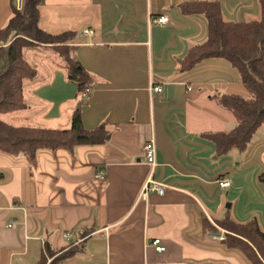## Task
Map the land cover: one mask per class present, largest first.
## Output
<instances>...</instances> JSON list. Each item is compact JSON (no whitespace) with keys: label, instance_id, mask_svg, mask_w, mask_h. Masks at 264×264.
<instances>
[{"label":"crops","instance_id":"crops-1","mask_svg":"<svg viewBox=\"0 0 264 264\" xmlns=\"http://www.w3.org/2000/svg\"><path fill=\"white\" fill-rule=\"evenodd\" d=\"M191 1L218 2L225 21L260 18L259 0H45L40 6L41 29L79 39L74 56L93 80L81 107L84 127L106 124L112 135L101 145L41 150L33 160L0 152V264H37L45 246L65 252L78 238L81 251L63 264H244L242 255L202 232V221L255 217L264 228L257 180L264 136L254 139L262 126L245 152L221 157L201 136L235 126L215 95L246 97L247 91L224 58L181 69L187 51L207 39L206 18L179 10ZM13 6L14 0H0V29ZM159 17L166 23L157 25ZM51 54L26 53L38 76L25 86L27 108L13 118L66 129L78 91ZM153 86L162 92L152 93ZM150 139L154 180L166 188L141 199L150 173L142 146ZM222 178L229 188L218 187ZM155 239L163 253L154 250Z\"/></svg>","mask_w":264,"mask_h":264},{"label":"trees","instance_id":"trees-1","mask_svg":"<svg viewBox=\"0 0 264 264\" xmlns=\"http://www.w3.org/2000/svg\"><path fill=\"white\" fill-rule=\"evenodd\" d=\"M12 1V0H11ZM45 0H24L21 11L12 7V16L0 29V116L22 112L27 108L24 89L37 79V70L26 58V52L52 53L67 68L68 80L78 91V97L66 129L15 126L0 118V152L15 155L28 154L33 160L41 150L59 148L73 150L77 146H95L107 143L111 131L106 124L92 130L83 125L81 107L86 104L92 78L74 56L77 34L71 31L52 34L38 25L39 8ZM260 18L236 23L225 21L218 2L191 1L179 5L183 16L203 15L207 20V39L190 48L181 60L182 70H191L199 62L224 58L236 69L240 83L248 96L215 95V104L226 110L235 120L227 132L201 134L215 145L216 155L225 156L230 150L245 152L257 129L264 125V0H259ZM264 183V172L258 176ZM226 233L219 243L227 250L238 252L249 264H264V231L257 219L239 223L228 216L211 224L202 221V232ZM85 237V236H83ZM83 244L63 251L45 246L37 264H63L81 251ZM48 259L51 261L48 263Z\"/></svg>","mask_w":264,"mask_h":264},{"label":"built area","instance_id":"built-area-1","mask_svg":"<svg viewBox=\"0 0 264 264\" xmlns=\"http://www.w3.org/2000/svg\"><path fill=\"white\" fill-rule=\"evenodd\" d=\"M23 2L24 0H14V7L16 10L21 11L23 8ZM157 25H163L166 23V19L164 17H159L157 19H155L154 21ZM91 34L90 31H84V35H88ZM150 91L152 93H157L160 94L162 92L161 87H151ZM89 92V89H87L84 93H82V96L85 97ZM142 153H143V157L144 160L146 162V164L149 166L150 168V173L142 187V191H141V195L140 198L141 199H146L148 194L151 193H155L159 196H162L164 194L165 191V186L161 183H158L154 180V168L156 167V147L154 144V141L152 139L146 141L143 146H142ZM99 178L102 179L103 178V174H99ZM217 185L220 189H227L230 187L231 182L228 178H222L220 180L217 181ZM13 227V221L12 223L8 224V228L11 229ZM212 240L214 241H222L223 237L222 235L216 236V235H210L209 236ZM63 238L66 241H70V235L65 233L63 235ZM82 239L78 238L76 239L74 242L70 243V247L71 246H77L80 243H82ZM152 245L154 247V250L157 253H163L165 251V248L161 245V241L159 239H155L152 241ZM51 261V259H48V263Z\"/></svg>","mask_w":264,"mask_h":264},{"label":"rangeland","instance_id":"rangeland-1","mask_svg":"<svg viewBox=\"0 0 264 264\" xmlns=\"http://www.w3.org/2000/svg\"><path fill=\"white\" fill-rule=\"evenodd\" d=\"M78 41H79V39H76V43H78ZM29 52V51H28ZM27 53V52H26ZM52 55V54H51ZM247 96H248V93H247ZM24 112H19V113H15V114H6V115H2V116H0V118L4 121V122H6V123H9V124H12V125H15V126H30V127H33V126H39V125H35L34 123H29L28 121H24V120H22V119H14L13 117H15V115H22ZM32 126H31V125ZM48 128V127H47ZM262 136H264V125H262V127L260 128V130L257 132V134L255 135V140L259 137V139H262ZM254 140V141H255ZM262 172H264V162H263V167H262V169H261V171L258 173V175H260ZM258 180V179H257ZM261 184V183H260ZM262 185V187H263V190H264V183H262L261 184ZM229 206H230V203L229 202H227V203H225V205H224V207L226 208V209H230L229 208ZM253 218H255V217H253ZM259 227H260V229L261 230H263L264 231V228L261 226V225H259ZM220 231V233L219 234H211V235H216V236H219V235H222V237L224 238V235H225V231L224 230H219ZM241 259H242V262L244 263V264H249L243 257H241Z\"/></svg>","mask_w":264,"mask_h":264}]
</instances>
